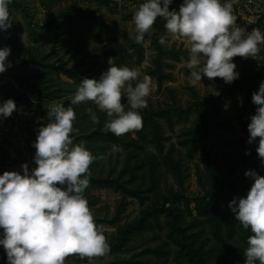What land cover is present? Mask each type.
I'll use <instances>...</instances> for the list:
<instances>
[{
    "label": "rangeland",
    "instance_id": "obj_1",
    "mask_svg": "<svg viewBox=\"0 0 264 264\" xmlns=\"http://www.w3.org/2000/svg\"><path fill=\"white\" fill-rule=\"evenodd\" d=\"M142 2L11 0L12 26L0 32V47L11 49V67L0 73V103L12 98L17 109L0 118V174L22 171L25 162L35 167L33 142L49 122L52 102L69 106L84 77L99 78L109 63L126 65L156 84L139 110L142 129L116 136L101 130L106 115L93 102L71 105L73 143L98 157L83 195L108 250L93 257L70 254L65 264H244L251 231L228 203L250 188L247 170L264 175L259 138L249 143L247 129L257 107L252 94L264 80V45L254 57H233L240 75L232 83L205 77L193 86L183 66L189 46L167 33L164 18L157 17L142 44L135 42L132 17ZM182 2L172 0L169 10L179 11ZM239 9L233 7L236 26L264 32V3ZM12 72L30 85L12 79ZM89 109L99 124L92 123ZM93 178L108 181L93 184ZM0 264H6L3 246Z\"/></svg>",
    "mask_w": 264,
    "mask_h": 264
},
{
    "label": "clouds",
    "instance_id": "obj_2",
    "mask_svg": "<svg viewBox=\"0 0 264 264\" xmlns=\"http://www.w3.org/2000/svg\"><path fill=\"white\" fill-rule=\"evenodd\" d=\"M10 3L0 0V32L12 26ZM236 3L183 0L176 11L169 10L172 0H143L132 17L135 42L142 44L157 17H162L167 33L184 38L189 46L183 66L190 70L191 85L205 77H219L230 84L240 75L233 57H254L264 45L260 29L249 32L236 26ZM159 43L165 44L163 36ZM10 51L7 45L0 47V73L11 67L7 61ZM139 76L134 68L109 63L99 78L84 77L69 98V106L62 100L49 105V122L39 127L33 142L35 167L29 169L25 162L20 166L22 171L0 174V246L5 250L6 264H65L70 254L93 257L107 252L103 228L97 225L83 195L89 184V166L98 157L83 143H73L76 113L71 105L93 102L106 115L102 131L116 136L138 131L143 127L139 110L147 107V98L156 88L150 76ZM132 81L137 82L133 85ZM251 99L257 107L247 125L248 142L259 138L256 152L264 164V80ZM16 109L12 98L4 100L0 118H7ZM88 111L92 123L99 124V116ZM120 150L113 145V151ZM148 150L155 152L151 146ZM245 175L253 180L250 188L245 195L233 197L228 208L243 229L251 231L244 264H264V175L255 170H247Z\"/></svg>",
    "mask_w": 264,
    "mask_h": 264
},
{
    "label": "trees",
    "instance_id": "obj_3",
    "mask_svg": "<svg viewBox=\"0 0 264 264\" xmlns=\"http://www.w3.org/2000/svg\"><path fill=\"white\" fill-rule=\"evenodd\" d=\"M28 63H35V64H37V65H41V62L39 61V60H36V59H33V58H29L28 60H26ZM60 68V67H59ZM11 77H12V79H14L15 81H17V82H26V83H28L29 84V81H28V79L26 78V77H24V76H20V75H18L16 72H12L11 73ZM30 85V84H29ZM92 183L93 184H97V183H104V181H108V180H106V179H95V178H93L92 180Z\"/></svg>",
    "mask_w": 264,
    "mask_h": 264
},
{
    "label": "crops",
    "instance_id": "obj_4",
    "mask_svg": "<svg viewBox=\"0 0 264 264\" xmlns=\"http://www.w3.org/2000/svg\"><path fill=\"white\" fill-rule=\"evenodd\" d=\"M260 2L264 3V0H237V3L234 4V6L238 8L237 13L239 14L243 12L239 9L240 7H244L245 11H249L250 8H255V6H258Z\"/></svg>",
    "mask_w": 264,
    "mask_h": 264
}]
</instances>
